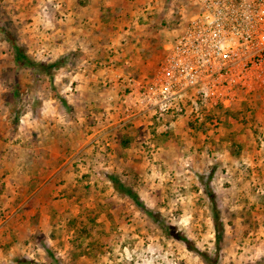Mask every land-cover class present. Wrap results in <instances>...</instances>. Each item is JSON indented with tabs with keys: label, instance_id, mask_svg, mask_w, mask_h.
<instances>
[{
	"label": "rangeland",
	"instance_id": "374dc122",
	"mask_svg": "<svg viewBox=\"0 0 264 264\" xmlns=\"http://www.w3.org/2000/svg\"><path fill=\"white\" fill-rule=\"evenodd\" d=\"M191 9L0 0V264H209L110 174L214 254L209 181L221 263L264 264V83L236 89L229 107L187 97L166 113L158 103L165 46ZM9 33L34 58L68 63L35 76L15 64Z\"/></svg>",
	"mask_w": 264,
	"mask_h": 264
},
{
	"label": "built area",
	"instance_id": "2783aa9c",
	"mask_svg": "<svg viewBox=\"0 0 264 264\" xmlns=\"http://www.w3.org/2000/svg\"><path fill=\"white\" fill-rule=\"evenodd\" d=\"M155 82L165 112L185 100L231 106L236 89L264 83V0H190Z\"/></svg>",
	"mask_w": 264,
	"mask_h": 264
},
{
	"label": "trees",
	"instance_id": "16d2710c",
	"mask_svg": "<svg viewBox=\"0 0 264 264\" xmlns=\"http://www.w3.org/2000/svg\"><path fill=\"white\" fill-rule=\"evenodd\" d=\"M8 38L11 42V45L14 50V62L19 67H25L31 69L33 74L41 75L45 74L47 76H53L54 72L62 67H64L69 60V54L62 55L58 57L57 59L53 61H43L34 58L31 56L25 46L20 44L14 36H12L10 33L8 35ZM65 100V99H64ZM65 102H67L65 100ZM212 176V175H211ZM210 176V177H211ZM210 177L208 180H210ZM110 180L113 183L114 188L121 193H124L128 197H130L134 203L137 205L140 211L145 213L149 218H151L153 221H155L163 230L164 232L172 236L174 238H177L178 240L182 241L188 248H190L193 251H196L199 255H201L204 260L209 264H222L219 257V252L222 248V242L225 235V228L224 223L220 214V209L218 206L216 194L211 188L210 182L206 181L204 184L206 186V194L208 195V198L211 201V212H212V220L214 224V230H215V247L216 252L214 254H210L208 252H205L198 248L191 238L187 236L185 233L178 231L175 227H173L170 223L163 220V217L161 216L160 211L155 210L154 208L149 207L144 200L141 198L139 193L132 188L131 186L127 185L117 174H110L109 175ZM22 262L25 263H33L29 259H24Z\"/></svg>",
	"mask_w": 264,
	"mask_h": 264
}]
</instances>
